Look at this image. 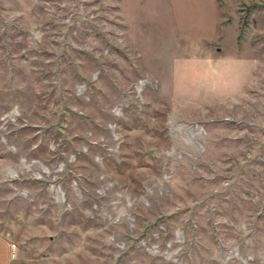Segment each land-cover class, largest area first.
<instances>
[{"label":"rangeland","instance_id":"1","mask_svg":"<svg viewBox=\"0 0 264 264\" xmlns=\"http://www.w3.org/2000/svg\"><path fill=\"white\" fill-rule=\"evenodd\" d=\"M10 264H264V0H0Z\"/></svg>","mask_w":264,"mask_h":264},{"label":"crops","instance_id":"2","mask_svg":"<svg viewBox=\"0 0 264 264\" xmlns=\"http://www.w3.org/2000/svg\"><path fill=\"white\" fill-rule=\"evenodd\" d=\"M14 252L9 242L0 236V264H10L9 262L12 260Z\"/></svg>","mask_w":264,"mask_h":264},{"label":"built area","instance_id":"3","mask_svg":"<svg viewBox=\"0 0 264 264\" xmlns=\"http://www.w3.org/2000/svg\"><path fill=\"white\" fill-rule=\"evenodd\" d=\"M11 247H13V245L11 244Z\"/></svg>","mask_w":264,"mask_h":264}]
</instances>
